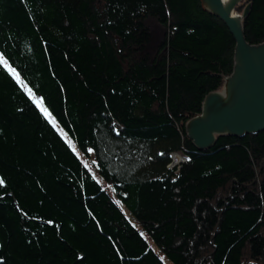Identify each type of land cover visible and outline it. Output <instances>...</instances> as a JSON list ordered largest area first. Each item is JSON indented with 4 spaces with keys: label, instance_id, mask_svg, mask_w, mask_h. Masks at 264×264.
Segmentation results:
<instances>
[{
    "label": "trees",
    "instance_id": "1",
    "mask_svg": "<svg viewBox=\"0 0 264 264\" xmlns=\"http://www.w3.org/2000/svg\"><path fill=\"white\" fill-rule=\"evenodd\" d=\"M234 49L200 0H0V52L66 134L0 65V264H264V131H185Z\"/></svg>",
    "mask_w": 264,
    "mask_h": 264
},
{
    "label": "water",
    "instance_id": "2",
    "mask_svg": "<svg viewBox=\"0 0 264 264\" xmlns=\"http://www.w3.org/2000/svg\"><path fill=\"white\" fill-rule=\"evenodd\" d=\"M200 0L204 11L220 18L235 40L232 72L223 75L222 87L209 92L201 112L185 124L188 139L198 150L214 147L219 137H245L264 131V42L250 43L245 20L252 2Z\"/></svg>",
    "mask_w": 264,
    "mask_h": 264
},
{
    "label": "snow or ice",
    "instance_id": "3",
    "mask_svg": "<svg viewBox=\"0 0 264 264\" xmlns=\"http://www.w3.org/2000/svg\"><path fill=\"white\" fill-rule=\"evenodd\" d=\"M0 65H2L15 79L19 82L21 86H23L29 95V97L35 102L38 110L43 116L48 120V122L52 125V127L60 133V135L66 136V134L59 128L58 122L56 118H54L52 111L45 106V98L43 96H37V94L33 91L32 88L28 87V85L21 79L20 73L13 67L10 66L9 59L6 58L4 52H0ZM71 143V141H69ZM75 151V149H73ZM88 151H92V149H88ZM4 184V179L0 177V185ZM52 223V221H49Z\"/></svg>",
    "mask_w": 264,
    "mask_h": 264
},
{
    "label": "rangeland",
    "instance_id": "4",
    "mask_svg": "<svg viewBox=\"0 0 264 264\" xmlns=\"http://www.w3.org/2000/svg\"><path fill=\"white\" fill-rule=\"evenodd\" d=\"M151 32H152V39L150 43L148 44L146 48V52L150 53L151 55H154L158 49V46L160 45L162 39L164 30L163 28L155 21H153L151 24ZM185 157L184 155H179L177 159H173V163L176 161L179 162L180 160L184 161Z\"/></svg>",
    "mask_w": 264,
    "mask_h": 264
},
{
    "label": "bare ground",
    "instance_id": "5",
    "mask_svg": "<svg viewBox=\"0 0 264 264\" xmlns=\"http://www.w3.org/2000/svg\"><path fill=\"white\" fill-rule=\"evenodd\" d=\"M179 155H182V154H180V153H178V152L171 153V157H172V159H177V157H178ZM184 157H185V156H184ZM179 162L182 163L183 161L180 160ZM179 162H176V163L174 162V163L170 164V166H171V167L174 166V167H178V168H179Z\"/></svg>",
    "mask_w": 264,
    "mask_h": 264
},
{
    "label": "built area",
    "instance_id": "6",
    "mask_svg": "<svg viewBox=\"0 0 264 264\" xmlns=\"http://www.w3.org/2000/svg\"><path fill=\"white\" fill-rule=\"evenodd\" d=\"M186 160V158L184 159V161ZM177 162V161H176ZM180 163V162H179Z\"/></svg>",
    "mask_w": 264,
    "mask_h": 264
}]
</instances>
